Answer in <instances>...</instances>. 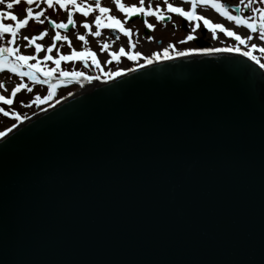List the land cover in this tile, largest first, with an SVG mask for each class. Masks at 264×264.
<instances>
[{
  "label": "water",
  "instance_id": "95a60500",
  "mask_svg": "<svg viewBox=\"0 0 264 264\" xmlns=\"http://www.w3.org/2000/svg\"><path fill=\"white\" fill-rule=\"evenodd\" d=\"M0 264H264V71L147 65L0 138Z\"/></svg>",
  "mask_w": 264,
  "mask_h": 264
},
{
  "label": "snow or ice",
  "instance_id": "6c2138e0",
  "mask_svg": "<svg viewBox=\"0 0 264 264\" xmlns=\"http://www.w3.org/2000/svg\"><path fill=\"white\" fill-rule=\"evenodd\" d=\"M20 0H0V5H4L0 8V40H4L5 36L8 39L4 43H0V71H8L15 74L20 78H27L33 83L47 84L48 93L43 98L39 95L35 97V102L37 104L43 100H49L55 94V89L57 85L63 84L65 82H71L72 80H79L81 77L92 80L99 79V77L86 76L84 72L81 71H66L61 69V61H82L87 66V62L91 61V65L96 69L101 70V64L97 59L95 52L89 47H83L81 50L71 49L68 54H60V50L56 49V55L53 56V48L57 41L68 42L71 48V41L66 35H61L60 29H66L69 25L75 26V20L73 18L75 13L82 14L83 17H88L91 13H96L91 24L87 21H83V28L88 30L89 33L94 37H99L101 35L102 29H111L118 31L123 35L129 37L128 45L129 50H125L124 46H121L116 51H110L108 54L111 60H119L121 56H126L128 60L135 61L140 58L142 54L138 51H132L131 49L135 47L132 40V29L125 27V23L133 16L141 17H154L157 21H164L166 18L171 19L170 14H178L180 17L184 18L191 25V30L179 41L184 43L187 41H192L195 39L194 33L201 26L200 22L204 28L211 32L212 38L215 39L217 32L223 33L228 37H232L237 42L236 46H229L226 48H210V47H198V48H186L183 51L176 50L172 43H169L167 47L161 49L160 52H153L151 56L143 57V64H135L134 68L131 69H117L116 71L105 72L104 79L108 80L113 77L120 76L123 72H131L136 68H141L144 65L151 64L153 60L171 59L172 56L183 57L190 55L192 53H203V54H213L217 52H236L241 53L244 57H248L250 60L254 61L259 65L260 68L264 69V63L261 59L254 54V50H257L261 56H264V46H258L255 43L248 44L249 41L253 39L252 34L258 36L259 41L264 42V0H240V4L236 6V14H233L229 10V6L221 2V0H187L190 5L187 9L183 6H176L169 0H164L163 5L157 4L153 6L150 2L145 5V0H138L137 4L126 5L122 0H114V4L119 12L124 14V20L121 21L114 15L110 14V9L101 4V0H95V3H86L85 0H42V2L47 5L48 8H53L58 6L60 9L65 10L67 13V22L51 20L49 17L44 16L43 8H38L34 11L33 5H37V0H24L27 5L25 8V14L22 18L18 17L17 14L12 11L15 5H17ZM259 5V6H256ZM198 7H211L218 13L221 17L226 18L228 21L233 22L237 26H243L251 34L246 37H242L236 31L225 27L221 23H214L210 19L206 18L204 15L199 14ZM245 9L249 10L250 14H244ZM45 20L52 25L57 31L52 36V43L49 44L44 51L42 57L43 61H50L54 65L53 67H48L46 64L41 62V58L38 55L42 49L43 45L36 43L38 39L43 38L47 34V29L40 31L37 35L31 37L25 36L23 39L28 43L25 47L34 45V52L31 55H25L19 50V45L15 44L16 38L21 29L25 28L30 21H36L38 24L43 25ZM144 24L148 29H153L154 25L149 23L147 19H144ZM92 25L95 26V31H92ZM175 26V25H174ZM119 39V36L116 37ZM77 39L87 44V40L84 35L78 34ZM147 39L151 41L153 37L148 36ZM241 45L245 47H241ZM110 47L107 41L101 43L100 51L104 52ZM171 50V55H170ZM107 63V61H106ZM54 73H58L54 77ZM55 80V83H53ZM5 87L2 81H0V88ZM27 88V85L21 79L20 83L14 85L11 89V94L7 97L0 95V102L3 104L11 105L13 103V97L16 93ZM31 91V88H27ZM71 95V93H69ZM63 99V97H61ZM0 112H3L5 116H14L17 123H19L22 117L15 111L8 112L3 108H0ZM17 127L16 124H12L11 128H6L4 131H0V137H4L7 132Z\"/></svg>",
  "mask_w": 264,
  "mask_h": 264
},
{
  "label": "rangeland",
  "instance_id": "374dc122",
  "mask_svg": "<svg viewBox=\"0 0 264 264\" xmlns=\"http://www.w3.org/2000/svg\"><path fill=\"white\" fill-rule=\"evenodd\" d=\"M112 1H114V0H112ZM145 1H147V0H145ZM149 1L151 2L152 5H155V3H162L163 2V0H149ZM239 1H236V0H221V2L225 3L226 5H228V6L231 5L229 8H230V10L232 12H235V13L237 11L236 6L238 5V2ZM246 2H247V0H245V3ZM3 6L4 5H2V7ZM26 6H24V7H21V6L15 7L14 6V9H18V10H21V11L25 12L24 10H25ZM256 6H259V5H256ZM33 7L35 8V5H33ZM46 10L49 12L50 11V8L47 7ZM244 14H250L249 13V10L245 9ZM22 15H24V14H22ZM50 16H52L51 13H49V15L47 17H50ZM220 19L223 20L224 22L229 23L230 24L229 26H231V27L232 26L233 27H237L236 28L237 33L240 34L242 37H246L247 35L251 34L243 26H237L233 22L228 21L226 18L225 19H222L221 17H218L216 20H220ZM45 21H48V20H45ZM153 23L155 24V22H153ZM142 24L145 26L144 23H142ZM33 25H35V26L34 27H30L29 30H25V32H22L16 38V40L18 41V44L20 46V51L21 52L31 51L30 49H28L27 47H25V44H26L27 41H25L23 38L25 36H28V37L33 36L34 32H36L37 29L43 27V26H38V23L36 21H34V24ZM134 25L135 26H138V27L140 26L139 23H137V24L134 23ZM186 25H187L186 27H188L190 24H186ZM160 28H162V27H159L158 30L154 31L155 41L153 43L159 44V43H162L163 42V43L167 44V42L173 41V42L177 43V45H182L183 43H180L179 42V41L183 40L181 37L183 35L187 34L191 30V26L188 27V28H186V29H184V31H181V28L179 26H168V27L162 28V29H160ZM47 32H48L49 35L53 34V31L50 28H47ZM147 35L150 36L149 34H147ZM194 35H195V39H193V41H190L189 44H187L188 47L189 46L198 47V45H200V43H202L204 41H205V45H214V44L223 45V44H226L227 47H229V46H236L237 45V42L234 39H227L226 37H223L224 35L221 34V33H217L215 39L212 38L211 33H206L205 35H202V33H201V27H199L196 30V32L194 33ZM252 35H253V39L248 42L249 45L252 44V43H255L258 46H264V42L259 41L258 36L256 34H252ZM47 36H46V38H47ZM134 36L137 37V35H134ZM48 39H49V36H48ZM121 39L122 40L120 42H117V46L120 45V44L121 45H124V44L128 45V39L127 38H125L123 36V38H121ZM6 40L7 39H5L3 41L5 42ZM137 41H139L138 43H141V42L144 41V38H140L139 37ZM4 42H2V43H4ZM138 46H139V49H143V51H144L143 57L144 56H149L151 54V51L149 49H153V48L158 47L157 45H149V48L147 49L144 43H142L141 45L138 44ZM241 47H245V46L241 45ZM21 48H22V50H21ZM254 54L257 55L258 58H260L261 61L264 63V58H263L264 56H261L260 53L257 50H254ZM143 57L141 58L142 60H143ZM124 64L125 63L121 64V66H124ZM10 79H13L14 80V78L8 77V75H5V76L4 75H0V81H2L3 84L5 85V87L0 88V92L5 93L6 91H9L12 88L13 84L10 83ZM23 82L27 85V88H31L32 90L31 91H28L27 88L21 89V90H19L16 93V98H21V99H24L26 102H30L37 95H39L40 93H43L42 92L43 89L40 88V87H43L42 84H40V83H33L30 80L23 81ZM72 89H74V90H72V91L69 92V93H71V95H69V93H68L66 95L67 97L72 96L74 93H76V92H78L80 90L79 87H73ZM39 90H41V91H39ZM42 104L43 103H40L39 107ZM0 108H1V106H0ZM34 109L35 110L29 111V114L28 115H30V114L31 115H34V114H36L37 112L40 111L39 110L40 108L38 110H37V108H34ZM3 118L2 117L0 118V128H4V127L6 128L7 126L10 125L9 123H12V121H7V120H5Z\"/></svg>",
  "mask_w": 264,
  "mask_h": 264
},
{
  "label": "bare ground",
  "instance_id": "6f19581e",
  "mask_svg": "<svg viewBox=\"0 0 264 264\" xmlns=\"http://www.w3.org/2000/svg\"><path fill=\"white\" fill-rule=\"evenodd\" d=\"M200 54H203V53H192V54H190V55H187V56H183V57H189V56H191V55H200ZM240 54V53H239ZM95 85V84H94ZM93 85V86H94ZM86 87H83L81 90H79L78 92H76V94L75 95H78V94H80V93H83V91H86V90H89V89H92L93 88V86H91V85H89V84H86L85 85Z\"/></svg>",
  "mask_w": 264,
  "mask_h": 264
},
{
  "label": "flooded vegetation",
  "instance_id": "af4514ba",
  "mask_svg": "<svg viewBox=\"0 0 264 264\" xmlns=\"http://www.w3.org/2000/svg\"><path fill=\"white\" fill-rule=\"evenodd\" d=\"M93 71V70H92ZM91 71V72H92ZM90 71H89V73L91 74V75H93L94 73H91ZM94 72V71H93ZM65 90L64 89H61V90H59L57 93H61V92H64Z\"/></svg>",
  "mask_w": 264,
  "mask_h": 264
}]
</instances>
